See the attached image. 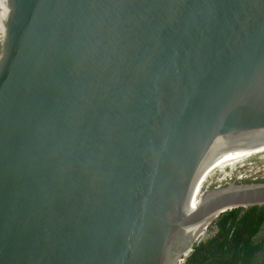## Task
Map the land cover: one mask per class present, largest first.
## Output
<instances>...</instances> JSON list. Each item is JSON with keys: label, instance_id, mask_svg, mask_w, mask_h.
<instances>
[{"label": "water", "instance_id": "1", "mask_svg": "<svg viewBox=\"0 0 264 264\" xmlns=\"http://www.w3.org/2000/svg\"><path fill=\"white\" fill-rule=\"evenodd\" d=\"M262 154L264 0H0V264H178Z\"/></svg>", "mask_w": 264, "mask_h": 264}, {"label": "trees", "instance_id": "2", "mask_svg": "<svg viewBox=\"0 0 264 264\" xmlns=\"http://www.w3.org/2000/svg\"><path fill=\"white\" fill-rule=\"evenodd\" d=\"M212 224L214 233L196 242L182 264H264V232L256 237L264 205L225 210Z\"/></svg>", "mask_w": 264, "mask_h": 264}, {"label": "rangeland", "instance_id": "3", "mask_svg": "<svg viewBox=\"0 0 264 264\" xmlns=\"http://www.w3.org/2000/svg\"><path fill=\"white\" fill-rule=\"evenodd\" d=\"M233 166L229 164L224 165L213 173H211L210 177L208 178V186L210 188H217L226 186L230 181L239 183L247 181L264 180L263 154L239 161ZM220 172L222 173L220 174ZM214 231L215 226L212 224V222H210L207 227L203 229V232L198 239L200 240L209 237L214 233ZM178 264H182V261H180Z\"/></svg>", "mask_w": 264, "mask_h": 264}, {"label": "flooded vegetation", "instance_id": "4", "mask_svg": "<svg viewBox=\"0 0 264 264\" xmlns=\"http://www.w3.org/2000/svg\"><path fill=\"white\" fill-rule=\"evenodd\" d=\"M263 232H264V228L262 227L261 230L257 233L256 237L263 235Z\"/></svg>", "mask_w": 264, "mask_h": 264}, {"label": "bare ground", "instance_id": "5", "mask_svg": "<svg viewBox=\"0 0 264 264\" xmlns=\"http://www.w3.org/2000/svg\"><path fill=\"white\" fill-rule=\"evenodd\" d=\"M263 155H264V154H263ZM235 163H238V162H235ZM235 163H232V164H229V165H232V166H233ZM233 167H234V166H233ZM221 173H222V172H220V174H221ZM213 175H214V174H213ZM213 175H212V176H213ZM209 177H210V175H208V178H209ZM217 180H218V179H217Z\"/></svg>", "mask_w": 264, "mask_h": 264}, {"label": "built area", "instance_id": "6", "mask_svg": "<svg viewBox=\"0 0 264 264\" xmlns=\"http://www.w3.org/2000/svg\"><path fill=\"white\" fill-rule=\"evenodd\" d=\"M183 261V260H182Z\"/></svg>", "mask_w": 264, "mask_h": 264}]
</instances>
